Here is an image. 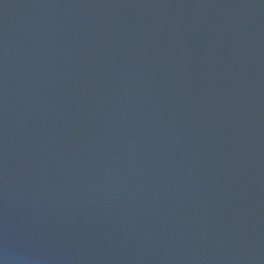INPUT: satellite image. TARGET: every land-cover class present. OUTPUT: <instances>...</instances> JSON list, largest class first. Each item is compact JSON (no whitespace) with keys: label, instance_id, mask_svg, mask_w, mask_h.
Instances as JSON below:
<instances>
[{"label":"water","instance_id":"1","mask_svg":"<svg viewBox=\"0 0 264 264\" xmlns=\"http://www.w3.org/2000/svg\"><path fill=\"white\" fill-rule=\"evenodd\" d=\"M0 264H264V0H0Z\"/></svg>","mask_w":264,"mask_h":264}]
</instances>
